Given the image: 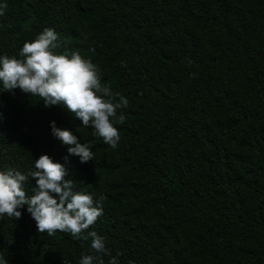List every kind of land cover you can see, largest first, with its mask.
<instances>
[{"label": "trees", "instance_id": "16d2710c", "mask_svg": "<svg viewBox=\"0 0 264 264\" xmlns=\"http://www.w3.org/2000/svg\"><path fill=\"white\" fill-rule=\"evenodd\" d=\"M0 179L32 205L0 264H192L204 220L233 228L212 264H264V0H0Z\"/></svg>", "mask_w": 264, "mask_h": 264}, {"label": "clouds", "instance_id": "9594fccd", "mask_svg": "<svg viewBox=\"0 0 264 264\" xmlns=\"http://www.w3.org/2000/svg\"><path fill=\"white\" fill-rule=\"evenodd\" d=\"M120 57H128L127 47L117 48ZM128 63H131L129 60ZM138 95L131 99L126 105L121 104L115 109L114 119L128 129L137 134L147 135L150 131L148 125L154 114L163 113L166 110L165 102L157 95L159 85L156 80L149 82L140 81L136 85ZM117 169L110 168L105 173V183L111 185L117 181ZM0 211L8 217H15L17 213L27 217L31 212L32 205L22 198L19 185H14L8 180L0 179ZM202 210L201 214H205ZM208 215H211L208 213ZM233 234V228L228 224L213 223L211 220H204L193 224L183 230L185 240L203 241L207 248L197 253L192 258V264H212L213 255H222L224 251L223 243L218 240H226ZM10 264H26L22 258L12 257Z\"/></svg>", "mask_w": 264, "mask_h": 264}]
</instances>
